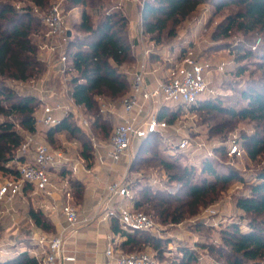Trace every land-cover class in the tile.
Wrapping results in <instances>:
<instances>
[{"label": "trees", "instance_id": "obj_1", "mask_svg": "<svg viewBox=\"0 0 264 264\" xmlns=\"http://www.w3.org/2000/svg\"><path fill=\"white\" fill-rule=\"evenodd\" d=\"M42 11H48L52 0H32ZM206 0H142L140 7L143 34L162 45L165 40L175 37L180 24L185 21ZM69 9L82 6V18L77 24V32L71 37L67 48L68 61L65 73L70 74V96L76 104L82 105L91 117V129L97 141L106 142L113 134L114 127L100 110V97L112 100L121 99L129 92L131 82L123 67L135 63L129 29V17L117 7L115 0H66ZM234 4L235 11L227 14L216 26L214 40L230 37L233 32H241L245 40L235 46L236 59L248 60L252 66L239 63L238 74L246 71L260 72L261 76L249 80L241 89L240 103L237 106L223 107L215 104L212 96H203L190 106L177 104L172 109L164 104L160 118L174 123L180 113V107L206 110L214 113L215 124L210 132L223 135L225 129H231L236 122L250 120L255 130L242 137L241 145L251 160L264 155V0H220L215 3L218 11ZM67 7V5H66ZM98 15L93 19L91 10ZM42 19L31 10L19 12L14 4L0 1V171L16 175L17 170L9 166L11 161H23L18 149L25 140L22 131L16 128V120L30 134L37 131V98L32 94H18L9 84V80L27 81L37 78L46 70L38 55V45L32 40ZM44 24V23H43ZM45 25V24H44ZM259 36L261 44L252 41ZM184 51V49H183ZM227 115L222 117V115ZM233 128V127H232ZM65 131L74 136L80 133L81 155L90 166L95 156L92 138L79 124L71 123L70 115L61 118V122L47 128L45 137L54 142ZM86 134L88 136H86ZM158 132L150 133L140 140L133 157V165L139 161L146 165H158L168 171L172 181L180 182L178 191L146 187L141 197L134 201L133 208L143 211L163 224H178L196 215L206 203L208 196L215 193L218 184H226L233 178L241 179L233 170L224 172L216 168L209 155L201 159L200 176L196 177V166H181L172 159L164 157L154 149L161 139ZM107 139V140H106ZM223 152V147L216 148ZM150 152L149 157L144 153ZM156 163V164H154ZM173 173L169 171L176 170ZM255 181L249 185L250 193L237 200V206L244 213L248 226L243 229L233 222L220 231L223 244H206L204 247L216 253L218 264H264V165L256 172ZM71 187L77 197H81L84 185L70 177ZM35 224L48 232H54V225L41 210H30ZM113 230L121 232L126 239L121 242L125 252L140 251L144 246L161 249L160 239L149 231L128 232L121 228L117 217H113ZM179 264H191L196 256L190 250L183 249ZM0 264H39L37 258L28 251L0 259Z\"/></svg>", "mask_w": 264, "mask_h": 264}, {"label": "rangeland", "instance_id": "obj_2", "mask_svg": "<svg viewBox=\"0 0 264 264\" xmlns=\"http://www.w3.org/2000/svg\"><path fill=\"white\" fill-rule=\"evenodd\" d=\"M1 2L8 0H0ZM14 4L29 5L31 0H9ZM56 0H52L51 4ZM220 0H206L202 3L188 18L183 21L177 29V34L168 40H165L162 45H156L155 41H150L149 37L144 35L140 37V42L145 41L149 45L150 64L153 68H157L159 73L166 74L169 69L179 62L181 57L191 50L193 52L192 57L194 59H206L214 65H217L224 61L226 63L225 69L222 73L214 72L209 80L213 88H215V94L211 97L215 104H221L223 107L237 106L240 101L241 89L245 86V83L254 78L261 76L260 72L251 73L246 71L243 74L236 73L237 65L239 63L252 66V63L248 60L236 59L237 52L234 49L236 45L244 42L245 37L241 32H233V34L224 39L214 40L212 38L213 31L217 24L230 12L235 11L234 4H230L218 11L215 7V3ZM64 7L66 14L68 15V21L74 34L77 32V24L79 23L78 14L80 11L76 10L75 13H71L69 5ZM82 7V6H78ZM136 4L132 2L127 3V12L132 15L137 14ZM91 10V9H90ZM45 12V11H44ZM93 13V19L97 20L98 15L96 11L91 10ZM40 26L38 30L32 34V40L38 45V55L41 58V62L46 65L45 72L39 77L32 78L27 81L9 80L8 84L18 94H32L37 98L36 125L37 131L34 133L38 140L49 143L54 149L64 150L71 157H75L78 151H81V142L78 140L80 133L74 136L68 135L65 131H62L54 142H49L45 137L47 127L43 126L39 119L42 115L43 104L55 105L60 102L67 106L77 109L78 115H83L90 121L92 120L90 115L86 113L85 109L75 105L70 96L71 85L69 83L70 74L64 71L55 70L51 66L56 61V56H49L47 49L44 47V34L47 31L46 26L39 22ZM142 23V20H140ZM259 36L255 37L252 41L253 45L261 44ZM134 46L132 49L134 50ZM184 49V51H183ZM51 61L48 62V60ZM138 65L131 64L130 66L123 67L129 70V77L137 69ZM130 78V80H131ZM100 105L103 102L114 105L121 102L119 100H112L109 97H100ZM167 104V103H166ZM171 106L175 103H169ZM180 113L177 119L174 120L175 127L173 134L168 138L161 136L158 143L155 144L154 149L159 151L164 157L172 155V159L177 161L181 166L192 165L196 166L195 176H200L201 159L204 157V150L196 151V157H193L189 152H181L174 149L173 141L179 140L178 135L188 134L193 142H201L206 144L209 149H213V154L210 155L216 168L230 172L233 170L241 179L233 178L226 184H218L215 193L208 196L206 203L199 209V212L178 224H163L158 219L154 218L156 223V229L152 232L154 236L160 239L161 249L160 251L153 246H144L140 251H134L132 253L148 252L155 254L158 257L159 264H179L180 258L183 256V249L190 250L196 256L195 261L191 264H218L223 262L220 260L216 253L211 252L204 246L206 244L221 245L223 240L220 236V231L225 229L233 222H237L243 229H247L248 223L246 218L248 214L244 213L237 206V200L250 193L249 185L255 181V174L264 165V155L256 160H251L245 153L243 156H232L229 154L228 145L229 141L236 138L241 142L242 137L246 134H251L255 130V123L250 120H242L235 123V126H231L229 130L225 129L223 135H214L210 132L211 127L215 124L214 119H209L214 113H207L206 110H195L190 107H180ZM105 118H108L110 122L116 124L117 121L113 118L117 116L109 113H102ZM213 114V115H211ZM56 115L63 118L65 115H70L71 123L73 125L78 124L76 115L70 110L56 112ZM227 115H222L226 117ZM3 118L0 116V119ZM116 121V122H115ZM233 127V128H232ZM16 128L26 136L30 134L19 125L16 120ZM85 132L92 138L95 133L90 130ZM171 133V132H169ZM86 134V136H88ZM174 137V139H171ZM109 139V138H108ZM107 140V139H106ZM173 140V141H172ZM168 141L170 143H168ZM173 146V147H172ZM223 147L224 151H216V148ZM171 148V151H170ZM137 147L130 152L127 159H124L125 166L128 167L125 181L129 184L130 189L135 196L134 201L141 197V191L146 187L168 189L175 192L180 188V182L172 181L168 176V171L161 168L158 165H146L142 161L133 165V157ZM150 152L144 153V157H149ZM156 164V163H154ZM9 166L17 169V162L11 161ZM170 173L178 172L177 169L169 171ZM9 173L0 171V183L9 176ZM156 190V189H155ZM1 204V202H0ZM9 204V203H8ZM213 208L217 211L216 215H210L208 209Z\"/></svg>", "mask_w": 264, "mask_h": 264}, {"label": "built area", "instance_id": "obj_3", "mask_svg": "<svg viewBox=\"0 0 264 264\" xmlns=\"http://www.w3.org/2000/svg\"><path fill=\"white\" fill-rule=\"evenodd\" d=\"M64 1L66 0H56L45 12L32 0L29 5H15L19 12L31 10L42 19L47 28L44 34V47L49 56H56V61L51 66L60 71H65L68 61L67 48L72 37L69 36V31L72 32V28L65 11ZM115 2L117 7L122 9L125 2L141 4L142 0H115ZM140 26L141 34H143L142 23ZM150 52V49L146 50V55H149ZM192 54L191 50L187 51L179 62L169 69L167 77L158 81L155 88L147 86L143 69L135 70L131 79L130 90L121 100L126 116L122 117V121L115 126L113 134L106 142L100 143L95 137H92L94 148H103V155L110 158L114 163L121 162L130 155L136 140H142L153 132H158L163 136L170 127L177 129L175 125L170 124L164 118H160L159 114L154 112L149 113L142 123H136L131 119V114L137 106L143 102L153 105L156 99H161L162 102L168 104L190 106L203 96H213L216 92L209 78L214 72L222 73L226 63L222 61L214 65L206 59L196 60ZM72 101L74 100L72 99ZM75 105L83 108L82 105L76 103ZM64 109L70 110L76 115L77 122L82 128L91 129L89 119L83 115H78L76 108L66 107L60 102L55 105L43 104L40 123L47 128L59 124L61 118L56 115V112ZM100 110L102 113L114 114L115 106L105 101L100 105ZM173 148L177 151L189 152L193 157H196L198 150L206 151L203 152V156H210L214 149H209L206 144L201 142H193L188 134H182ZM228 150L232 156H243L246 153L236 138L229 141ZM18 154L24 157V160H15L17 162L16 175H9L0 183V202H13L22 194L27 184L32 185L37 191L43 192L47 196H52L55 191H61L66 199L61 206V212L69 226L77 228L81 223L87 222V219L82 220L80 218L78 210L71 203L73 196L68 179H63L59 184H56L51 177L52 170H58L63 166H66L72 173H77L83 163L80 157H71L64 150L54 149L49 143L38 140L34 134L25 136L24 142L18 149ZM103 155L99 156L102 162L105 159ZM87 172H89L88 169ZM108 193L111 196L117 195L128 200L133 198V192L125 178L109 184ZM53 207H56L55 204ZM207 211L210 215L217 214L213 208H209ZM111 216L117 217L121 228L128 232H152L156 229V223L152 217L125 203L119 204L116 210L107 211L103 219ZM64 242L62 233H42L36 239L40 249L34 252L33 256L37 258L39 264H63L65 261H74L75 256L64 252ZM105 253L114 264H159L155 254L117 251L112 243L107 245Z\"/></svg>", "mask_w": 264, "mask_h": 264}, {"label": "crops", "instance_id": "obj_4", "mask_svg": "<svg viewBox=\"0 0 264 264\" xmlns=\"http://www.w3.org/2000/svg\"><path fill=\"white\" fill-rule=\"evenodd\" d=\"M127 3L128 2H125L123 4L122 10L130 19V37L132 46L135 47L133 53L136 57L134 64L138 65L137 69L144 70L147 86L149 88H155L158 81L167 77L168 72L166 74L162 72L159 73L158 69L156 67L153 68L152 64H150V54L146 55V50L149 49L148 45L152 42H148L149 44L145 41L140 42V37L144 36V34H141L140 26V20H142L139 7L140 3H135L138 15H132V13L129 14L127 12ZM76 10L80 12L76 14ZM82 12L83 7H74L71 9V13L79 17L77 20L78 22L81 21ZM73 33L74 30H72V35ZM123 71H125L127 75L129 74L128 69H124ZM130 78L131 76L129 79ZM164 104L165 103L162 102L161 99H156L153 105L143 102L133 110L131 119L136 123H142L149 113L154 112L159 114ZM114 106L115 113L112 115L117 114V116L113 118L117 121L116 124L114 123L115 128L126 114L122 102L115 103ZM168 106L174 109L177 104L174 106L168 104ZM172 124L175 125L174 123ZM174 129V127H170L164 133L163 137L170 140L169 134H173ZM176 136L180 138L182 135L177 134ZM171 139H174V137H171ZM139 142L140 140H136L133 143L131 151L135 149V146H138ZM168 143L170 142L168 141ZM173 143L176 144L177 142L173 141ZM103 154V148H96L93 162L88 166L80 151H78L76 156L80 157L83 163L77 173H72L66 166L58 170H52L51 172V177L56 184H59L66 178L70 182V177H73L81 181L84 185L82 196L79 198L73 192L70 183L73 196L71 203L78 210L80 218L82 220L87 219V222L81 223L77 228L70 227L65 216L61 212V206L66 201L65 195L61 191H55L52 196H47L43 192L37 191L32 185L27 184L22 194L13 202L9 204L7 202H1L0 259L14 256L21 251H28L33 255L34 252L40 249L36 243V239L40 234L62 233L65 241L64 252L75 256L74 261H65L63 264H114L112 259L105 253L106 247L109 243H112L117 251L125 252L121 248V242H123L126 237L121 232H115L113 230L112 218L114 216L106 219H103V216L109 210H116L121 203L133 207L135 196L133 194V198L128 200L117 195L111 196L108 193L109 184L126 178L128 167L125 166V162L121 161L114 163ZM102 155L105 157L103 162L100 161L99 158V156ZM125 159H127V157ZM87 169L89 172H87ZM54 204L56 207H53ZM31 209L43 211L54 225V232H48L37 226L30 215Z\"/></svg>", "mask_w": 264, "mask_h": 264}, {"label": "water", "instance_id": "obj_5", "mask_svg": "<svg viewBox=\"0 0 264 264\" xmlns=\"http://www.w3.org/2000/svg\"><path fill=\"white\" fill-rule=\"evenodd\" d=\"M69 36H72V32L71 31H69Z\"/></svg>", "mask_w": 264, "mask_h": 264}]
</instances>
